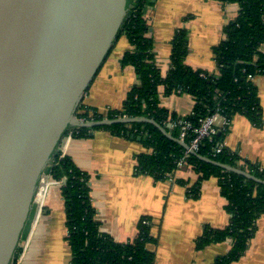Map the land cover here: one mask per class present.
Listing matches in <instances>:
<instances>
[{"label":"trees","instance_id":"16d2710c","mask_svg":"<svg viewBox=\"0 0 264 264\" xmlns=\"http://www.w3.org/2000/svg\"><path fill=\"white\" fill-rule=\"evenodd\" d=\"M157 0H134L121 25L118 37L126 36L131 49L121 59L122 66H132L138 84L127 92L119 109L111 110L105 119L146 118L154 120L165 128L173 138L179 139V125L168 128V124L179 121L191 123L192 129L199 121L217 107L230 119L236 115L246 117L256 128L262 126V112L257 88L250 77L264 76V0H204L220 5L237 4V16L224 26V39L212 48L218 72L194 70L185 64L188 55V31L178 29L171 40L170 68L163 77L156 65L153 39L145 19V10ZM163 95H189L194 100L191 113L185 117L170 114L159 105L158 88ZM76 117L85 121L104 119L100 114L89 111L81 102ZM105 130L110 134L127 139L140 138L144 152L136 156L135 170L138 175H149L156 181H165L180 170L178 161L186 151L178 143L168 139L152 124H113L93 129L70 130L72 139L92 136V132ZM194 134L187 133L184 139L189 144ZM222 132L210 142L204 140L197 155L248 172L264 181V169L258 164L243 160L224 147L215 154L216 144L223 141ZM190 167L198 178L187 189V195L196 199L201 183L212 177L217 178L220 194L226 200L224 210L230 215L229 224L224 228L205 225L195 240V249L200 251L212 244L231 241V248L218 256L213 264H234L246 252L256 233V223L264 215V185L245 177L227 172L189 154L182 167ZM49 177L52 181H65L60 187L64 202L66 241L71 251L70 264H154L155 254L146 248L154 239L150 235V219L141 217L137 223V236L126 243H117L109 235L100 232L95 220V209L90 200L89 175L76 167L66 155L58 154L52 161ZM177 183L186 186L181 179ZM18 248L12 264H17Z\"/></svg>","mask_w":264,"mask_h":264},{"label":"crops","instance_id":"0c3cea01","mask_svg":"<svg viewBox=\"0 0 264 264\" xmlns=\"http://www.w3.org/2000/svg\"><path fill=\"white\" fill-rule=\"evenodd\" d=\"M237 4L220 5L204 0H157L145 10V19L153 39V55L164 77L170 68L171 40L176 30L188 31V55L185 64L209 74L218 72L212 48L224 39V26L238 13ZM121 39H120V38ZM90 84L82 103L104 119L109 111L119 109L130 88L138 84L132 66H122L123 54L131 49L121 34ZM121 41V42H120ZM120 46L118 48V43ZM122 43V44H121ZM264 53V44L260 47ZM262 112V126L256 128L246 117H232L224 146L243 160L264 169V76L253 78ZM159 105L170 114L189 115L194 100L189 95H163L158 88ZM60 150L78 169L89 175L90 200L100 232L117 243L133 240L141 217L150 221L153 243L146 248L155 254L154 264H213L231 248V241L195 249V240L205 225L224 228L230 215L224 210L226 200L220 194L217 178L201 183L196 199L187 195L198 176L190 167L179 168L173 177L156 181L138 175L136 156L144 152L133 138L118 137L105 130L92 132L83 139H63ZM181 179L186 186L177 183ZM61 186H51L43 211L25 242H20L17 264H70L71 251L66 241L64 202ZM256 233L245 254L234 264H264V215L256 223ZM66 251L69 256L66 258Z\"/></svg>","mask_w":264,"mask_h":264},{"label":"water","instance_id":"95a60500","mask_svg":"<svg viewBox=\"0 0 264 264\" xmlns=\"http://www.w3.org/2000/svg\"><path fill=\"white\" fill-rule=\"evenodd\" d=\"M133 2L0 0V264H12L28 239L39 218L40 185L73 129L152 124L201 161L264 185L246 171L197 155L154 120L76 117Z\"/></svg>","mask_w":264,"mask_h":264},{"label":"built area","instance_id":"2783aa9c","mask_svg":"<svg viewBox=\"0 0 264 264\" xmlns=\"http://www.w3.org/2000/svg\"><path fill=\"white\" fill-rule=\"evenodd\" d=\"M253 78L254 77H250V80H253ZM231 119L224 114L221 108L217 107L211 113H209L206 117L201 119L199 121V126H197L196 128L192 129L191 123L187 121L173 122L172 124H168V125L170 126V128H173L179 125V140L183 142L187 136V133L189 131H192L194 136L193 138H191L187 146L189 147V150L197 154L199 151L200 145L204 140H208L211 142L214 139V137L217 136L218 134H221L222 132L227 134ZM66 137L68 139L71 138L70 134L66 135ZM224 147H225L224 140L217 143L215 147V154L220 153ZM189 154L190 153L188 150L184 152V157L181 158L177 163L178 168H182L184 158L188 156ZM49 178H50L49 176H46L44 181H49ZM50 182L57 183V185L62 184L61 182H57V181H50ZM36 201L38 204L37 198H36ZM44 205L38 204L39 216L41 215L43 211Z\"/></svg>","mask_w":264,"mask_h":264},{"label":"bare ground","instance_id":"6f19581e","mask_svg":"<svg viewBox=\"0 0 264 264\" xmlns=\"http://www.w3.org/2000/svg\"><path fill=\"white\" fill-rule=\"evenodd\" d=\"M52 182L50 181H42L38 194H37V200H38V204L40 205H44L47 199V195H48V189L50 186H52L51 184ZM57 184V183H56Z\"/></svg>","mask_w":264,"mask_h":264},{"label":"rangeland","instance_id":"374dc122","mask_svg":"<svg viewBox=\"0 0 264 264\" xmlns=\"http://www.w3.org/2000/svg\"><path fill=\"white\" fill-rule=\"evenodd\" d=\"M120 38V37H119ZM121 39V38H120ZM121 42V41H120ZM120 42L118 43V48H119V46H120ZM122 44V43H121ZM49 181H52L50 178H49ZM52 184V186H51V188L53 187V186H56L57 184L56 183H51ZM62 184H60V185H57V186H61ZM69 256V254H68V252L66 251V258Z\"/></svg>","mask_w":264,"mask_h":264}]
</instances>
